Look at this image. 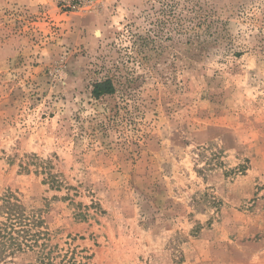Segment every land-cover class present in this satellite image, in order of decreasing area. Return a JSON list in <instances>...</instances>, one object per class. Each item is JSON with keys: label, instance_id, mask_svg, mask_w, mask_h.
I'll use <instances>...</instances> for the list:
<instances>
[{"label": "rangeland", "instance_id": "obj_1", "mask_svg": "<svg viewBox=\"0 0 264 264\" xmlns=\"http://www.w3.org/2000/svg\"><path fill=\"white\" fill-rule=\"evenodd\" d=\"M59 2L0 0V205L52 264H264V0Z\"/></svg>", "mask_w": 264, "mask_h": 264}, {"label": "trees", "instance_id": "obj_2", "mask_svg": "<svg viewBox=\"0 0 264 264\" xmlns=\"http://www.w3.org/2000/svg\"><path fill=\"white\" fill-rule=\"evenodd\" d=\"M170 7L171 13H174L172 9L174 5ZM197 15L191 20L193 22L192 33L200 35L199 29H202L203 34L213 38L218 37L219 32L212 29L211 21L208 22L211 11L204 16L198 12ZM196 18H199L197 24L194 23ZM116 91L114 80L106 77L94 83L92 95L100 98L114 94ZM40 224L41 220L34 215H29L13 192L5 195L0 205V259L3 263L12 264L14 257L24 252H32L36 261L40 263H53L55 257L52 255L48 232L40 229Z\"/></svg>", "mask_w": 264, "mask_h": 264}, {"label": "built area", "instance_id": "obj_3", "mask_svg": "<svg viewBox=\"0 0 264 264\" xmlns=\"http://www.w3.org/2000/svg\"><path fill=\"white\" fill-rule=\"evenodd\" d=\"M98 0H60L59 7L66 11H93Z\"/></svg>", "mask_w": 264, "mask_h": 264}]
</instances>
